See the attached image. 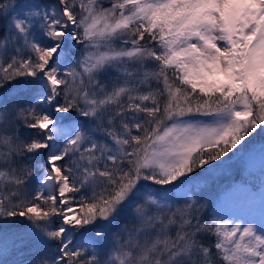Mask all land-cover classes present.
<instances>
[{"label": "snow or ice", "instance_id": "snow-or-ice-1", "mask_svg": "<svg viewBox=\"0 0 264 264\" xmlns=\"http://www.w3.org/2000/svg\"><path fill=\"white\" fill-rule=\"evenodd\" d=\"M0 264H264V0H0Z\"/></svg>", "mask_w": 264, "mask_h": 264}, {"label": "rangeland", "instance_id": "rangeland-1", "mask_svg": "<svg viewBox=\"0 0 264 264\" xmlns=\"http://www.w3.org/2000/svg\"><path fill=\"white\" fill-rule=\"evenodd\" d=\"M230 163L233 166V170L235 169V167H240L238 158H234L232 161H230Z\"/></svg>", "mask_w": 264, "mask_h": 264}, {"label": "trees", "instance_id": "trees-1", "mask_svg": "<svg viewBox=\"0 0 264 264\" xmlns=\"http://www.w3.org/2000/svg\"><path fill=\"white\" fill-rule=\"evenodd\" d=\"M236 168H239V167H235V169H236ZM235 169H234V170H235Z\"/></svg>", "mask_w": 264, "mask_h": 264}]
</instances>
